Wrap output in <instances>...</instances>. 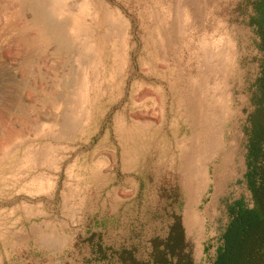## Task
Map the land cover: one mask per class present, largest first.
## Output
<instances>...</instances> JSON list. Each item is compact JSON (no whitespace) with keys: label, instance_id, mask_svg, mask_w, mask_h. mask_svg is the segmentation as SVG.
Masks as SVG:
<instances>
[{"label":"rangeland","instance_id":"obj_1","mask_svg":"<svg viewBox=\"0 0 264 264\" xmlns=\"http://www.w3.org/2000/svg\"><path fill=\"white\" fill-rule=\"evenodd\" d=\"M254 1L0 0V264L147 262L175 216L212 263L251 205Z\"/></svg>","mask_w":264,"mask_h":264},{"label":"trees","instance_id":"obj_2","mask_svg":"<svg viewBox=\"0 0 264 264\" xmlns=\"http://www.w3.org/2000/svg\"><path fill=\"white\" fill-rule=\"evenodd\" d=\"M252 7L253 16L249 24L259 38L257 47L263 59L251 91L253 110L243 129L247 138L244 180L251 195V205L241 197L227 206L229 223L211 264H264V0H255ZM172 219L167 236L150 241L147 262L138 259L134 249L112 252L102 247H97L98 259L106 260L107 253L112 252L109 258L117 260L118 264H195L180 217Z\"/></svg>","mask_w":264,"mask_h":264}]
</instances>
